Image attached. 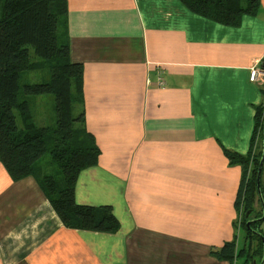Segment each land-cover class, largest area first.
I'll list each match as a JSON object with an SVG mask.
<instances>
[{
    "label": "crops",
    "instance_id": "obj_1",
    "mask_svg": "<svg viewBox=\"0 0 264 264\" xmlns=\"http://www.w3.org/2000/svg\"><path fill=\"white\" fill-rule=\"evenodd\" d=\"M66 3L85 128L99 147L77 175L75 201L110 207L120 228H66L41 176L13 181L0 162V264H229L212 250L245 241L241 167L226 151H261L264 78L250 82L248 69L264 56V0L237 26L178 0Z\"/></svg>",
    "mask_w": 264,
    "mask_h": 264
},
{
    "label": "trees",
    "instance_id": "obj_2",
    "mask_svg": "<svg viewBox=\"0 0 264 264\" xmlns=\"http://www.w3.org/2000/svg\"><path fill=\"white\" fill-rule=\"evenodd\" d=\"M193 14L218 24L237 26L243 15L255 16L260 0H178ZM66 0H0V162L13 181L37 174L35 165L49 154L61 173L60 178L43 174L39 183L49 204L67 228L113 233L120 226L108 206L81 205L75 201L74 187L82 169L95 165L99 147L85 128L82 108L83 66L72 62L69 43L61 40L58 27L67 25ZM264 68V62L262 64ZM48 72L47 80L22 83L25 72ZM51 94L54 99V126H36L29 97ZM79 106L77 114L73 108ZM261 114V115H260ZM264 108L255 111L254 131L264 124ZM262 116V118H261ZM18 117L21 125H18ZM254 139V136L253 138ZM253 142V140H252ZM245 155L226 151L230 164L240 165L241 178L235 195L240 211L239 228L245 238L251 237L255 248L250 258L244 256L237 236L226 241L212 254L229 264L236 261L258 264L263 257L262 221L247 220L262 215L264 202V155ZM260 169V195L257 172ZM250 211L246 218L245 214ZM254 256H258L259 261ZM255 258V260H254ZM252 260H254L252 262ZM264 264V263H263Z\"/></svg>",
    "mask_w": 264,
    "mask_h": 264
},
{
    "label": "rangeland",
    "instance_id": "obj_3",
    "mask_svg": "<svg viewBox=\"0 0 264 264\" xmlns=\"http://www.w3.org/2000/svg\"><path fill=\"white\" fill-rule=\"evenodd\" d=\"M67 26L65 24H61V26L58 27V32H60V38L61 40H66L67 37ZM264 59L261 60V64H263ZM261 67V66H260ZM262 69V68H261ZM264 69V68H263ZM48 77V72L46 70H39L37 72H25V74L22 76V83H37V82H41V81H45L47 80ZM264 93V92H263ZM29 103L31 105V114L33 115L34 118V122L36 125L38 126H45V127H52L54 126V122H55V113H54V100H53V96L51 94H43V95H38V96H31L29 97ZM262 106L264 108V95H263V102H262ZM73 112L74 114H77L78 112L76 111V108H73ZM261 115V114H260ZM262 116H264L262 114ZM261 116V118H262ZM18 125H21L20 121H19V117H18ZM257 131L256 133V139L258 141L261 140V150H262V139H260V131H261V127L260 125L257 127ZM255 153V152H254ZM35 168H37V174H39L40 176L43 174H47V175H54L56 178H60V171L59 168L57 166V164L51 160L50 155L47 153L45 155H43L40 159V161H38L35 165ZM242 215H240L241 217ZM242 232V231H241ZM240 232V234H242ZM240 235H238L239 237ZM243 248H244V253H242V255L244 256V254H246L247 256H249V258L252 256L250 255L253 252V249L255 248V242L252 241L251 237H247L243 243ZM257 261H259L258 256H254ZM254 258V260H255ZM252 260V262L254 261ZM243 259L241 261H236L234 264H243L242 263ZM251 262V259H250ZM249 261H247V263L244 264H251Z\"/></svg>",
    "mask_w": 264,
    "mask_h": 264
},
{
    "label": "water",
    "instance_id": "obj_4",
    "mask_svg": "<svg viewBox=\"0 0 264 264\" xmlns=\"http://www.w3.org/2000/svg\"><path fill=\"white\" fill-rule=\"evenodd\" d=\"M263 127H264V124H263ZM262 155H261V159H260V162L262 161V158H263V155H264V128H263V133H262ZM262 164V162H261ZM261 164L259 166V170L257 172V189H258V194L260 195V186H259V180H260V169H261ZM261 209H262V215L258 218H255V219H252V220H247L246 222V226L249 227L250 224L253 222V221H256V220H259V221H264V202L261 200ZM250 214V211H248L246 214H245V217L247 218ZM262 243H263V257L261 259V261L258 263V264H263L264 263V240H262ZM256 262L254 261L253 264H255Z\"/></svg>",
    "mask_w": 264,
    "mask_h": 264
},
{
    "label": "built area",
    "instance_id": "obj_5",
    "mask_svg": "<svg viewBox=\"0 0 264 264\" xmlns=\"http://www.w3.org/2000/svg\"><path fill=\"white\" fill-rule=\"evenodd\" d=\"M264 59V56L262 60ZM261 62L252 65L249 70L248 80L250 82H257L259 78H264V70L260 67Z\"/></svg>",
    "mask_w": 264,
    "mask_h": 264
}]
</instances>
